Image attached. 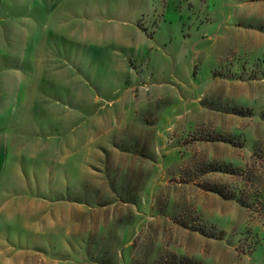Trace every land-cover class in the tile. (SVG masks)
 I'll return each instance as SVG.
<instances>
[{
    "label": "rangeland",
    "instance_id": "obj_1",
    "mask_svg": "<svg viewBox=\"0 0 264 264\" xmlns=\"http://www.w3.org/2000/svg\"><path fill=\"white\" fill-rule=\"evenodd\" d=\"M218 183L264 198V0H0V264H264Z\"/></svg>",
    "mask_w": 264,
    "mask_h": 264
},
{
    "label": "trees",
    "instance_id": "obj_2",
    "mask_svg": "<svg viewBox=\"0 0 264 264\" xmlns=\"http://www.w3.org/2000/svg\"><path fill=\"white\" fill-rule=\"evenodd\" d=\"M145 155L146 157H150L151 155L148 154V156L146 154H142ZM208 171H221L224 173H229L232 175H237V176H242L243 175V169L240 167H235L230 163H226V164H222L221 166H213V165H209L208 168L205 170V172ZM208 189L215 191L217 193H219L222 197L224 198H237L238 201L242 204L245 205L247 207L252 208L253 210H258V208H260V206H262L264 208V198L262 196V189L257 187L256 188V192L258 194V197L254 198L256 199V202H252L249 201L247 198V194L245 193V188L242 189L241 191H239L240 194H238L235 191H230L226 188V186H224L223 184H213L207 187ZM131 202L133 200H129L126 199L125 202ZM101 261V260H100ZM103 261V260H102ZM108 263V262H103Z\"/></svg>",
    "mask_w": 264,
    "mask_h": 264
}]
</instances>
